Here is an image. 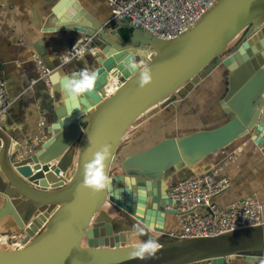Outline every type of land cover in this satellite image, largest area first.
<instances>
[{
	"label": "water",
	"instance_id": "obj_1",
	"mask_svg": "<svg viewBox=\"0 0 264 264\" xmlns=\"http://www.w3.org/2000/svg\"><path fill=\"white\" fill-rule=\"evenodd\" d=\"M124 30L131 31L128 39L121 35ZM62 31L81 33L99 47L97 80L92 90L73 101L58 77L80 72L53 71L49 80L59 101L52 135L26 157H13L20 147L12 151L10 136L0 128V195L5 199L0 221L11 217L29 238L20 249L0 250V264H225L264 254V225L163 241L166 216L181 214L167 195L168 180L157 174L194 164L250 133L258 146L264 145V0H217L173 40L156 38L128 20L114 18L104 25L77 0H58L49 8L43 32ZM133 61L151 69L152 82L144 88L131 68ZM220 66L229 72L223 106L234 117L219 128L167 140L138 156L157 172L131 175L115 170L110 176L129 127L145 113L183 100ZM117 73L121 85L103 97L108 75ZM104 145L110 146L103 168L111 184L96 192L84 186V167ZM128 177H134L135 184ZM138 228L144 233L138 235ZM149 237L161 245L155 257H131L130 242Z\"/></svg>",
	"mask_w": 264,
	"mask_h": 264
},
{
	"label": "crops",
	"instance_id": "obj_2",
	"mask_svg": "<svg viewBox=\"0 0 264 264\" xmlns=\"http://www.w3.org/2000/svg\"><path fill=\"white\" fill-rule=\"evenodd\" d=\"M57 1L0 0V77L4 79L12 100L1 128L10 136L13 147H20V151L15 152L20 158L15 159L39 150L52 135L59 96L53 93L50 80L41 77L43 69L49 70L50 75L57 70L62 75H69L83 69L90 72L97 69L95 60L98 55L92 47L80 59L61 63V57L87 37L76 31L43 32L49 8ZM77 1L100 23L106 25L113 19L111 6L106 0ZM225 69L224 66L216 68L183 100L155 111L130 127L117 148L115 173L142 175L157 172L154 166L138 156L167 140L224 125L229 114L223 106L229 90V73ZM234 142L194 164H179L157 174L171 184L219 170L229 179L230 187L214 199L216 205L231 207L251 196L264 203V145ZM4 203L5 199L0 195V207ZM180 227L179 217L166 216L164 232H177ZM0 230L3 232L1 239L14 238L11 240L16 245L23 246L28 242L24 230L11 217L0 221ZM228 264L263 263L246 256Z\"/></svg>",
	"mask_w": 264,
	"mask_h": 264
},
{
	"label": "built area",
	"instance_id": "obj_3",
	"mask_svg": "<svg viewBox=\"0 0 264 264\" xmlns=\"http://www.w3.org/2000/svg\"><path fill=\"white\" fill-rule=\"evenodd\" d=\"M113 19L128 20L135 28L162 40H173L191 29L217 0H106ZM93 39L77 43L61 57L66 64L80 59L92 47ZM141 65V64H140ZM50 71L43 69L41 77L49 80ZM121 78L117 88L121 85ZM35 83V81H33ZM12 100L6 83L0 77V128L11 108ZM167 195L176 203L181 227L177 232H164L174 240L192 237H211L228 232L264 225V203L251 196L231 207L214 203L230 187L227 177L219 170L182 179L173 187L168 183ZM264 264V254L255 255ZM192 264H219L214 261ZM228 264V263H225Z\"/></svg>",
	"mask_w": 264,
	"mask_h": 264
},
{
	"label": "clouds",
	"instance_id": "obj_4",
	"mask_svg": "<svg viewBox=\"0 0 264 264\" xmlns=\"http://www.w3.org/2000/svg\"><path fill=\"white\" fill-rule=\"evenodd\" d=\"M144 55L149 53L145 52ZM131 68L135 72L139 73V85L141 88L149 85L152 82L151 69L145 65H138L135 61L131 63ZM58 79L61 80L63 89L65 90L66 96L69 100L78 101L82 94H85L93 89L96 80L97 73L95 71H88L83 69L80 71L78 76L75 77H63ZM110 153V146L104 145L99 151L95 152L93 159L84 167V186L93 191L99 192L110 187V180L104 173L103 164L108 159ZM131 184H135L134 177L125 178ZM150 225L149 230H151ZM144 233V229L138 228L137 234L141 235ZM161 245L159 242L149 237L145 240L136 239L134 242H130L129 255L133 258L145 260L155 257L157 251Z\"/></svg>",
	"mask_w": 264,
	"mask_h": 264
},
{
	"label": "rangeland",
	"instance_id": "obj_5",
	"mask_svg": "<svg viewBox=\"0 0 264 264\" xmlns=\"http://www.w3.org/2000/svg\"><path fill=\"white\" fill-rule=\"evenodd\" d=\"M240 37V36H239ZM237 40H238V38H236V39H234L231 43H230V45H229V47H231V46H233L236 42H237ZM92 51L96 54V55H98V53H99V47L98 46H96V44H94V43H92ZM141 65H143L142 63H141ZM225 71H227L226 69H225ZM227 73V72H226ZM229 73V72H228ZM226 111H228V113L229 114H227V119H228V121H230L234 116H233V114H231L230 113V111L228 110V109H226ZM227 113V112H226ZM146 116V113L144 114V115H142V116H140L137 120H136V123L138 122V121H140L141 119H143L144 117ZM227 121V122H228ZM133 125H131L130 127H132ZM129 127V128H130ZM257 142L258 141H256V139H254V135L253 134H248V135H246V136H242V137H240V138H238L234 143H251V144H257ZM117 152V151H116ZM13 157L15 158L16 157V154H14L13 155ZM117 157H116V154H115V156H114V159H113V161H112V164H111V167H110V176H112L113 174H114V170L116 169H114V167H115V165H116V163H117V159H116ZM2 221V220H1ZM1 229H3L2 227H1ZM1 235H3V232L0 230V250L1 251H12V250H17V249H20L21 247H23V245H16V242L14 241L13 242V240H11V239H14V238H11L10 240H6V239H1L2 237H1ZM24 235V234H23ZM83 245L84 246H86V243H85V241L83 242Z\"/></svg>",
	"mask_w": 264,
	"mask_h": 264
},
{
	"label": "bare ground",
	"instance_id": "obj_6",
	"mask_svg": "<svg viewBox=\"0 0 264 264\" xmlns=\"http://www.w3.org/2000/svg\"><path fill=\"white\" fill-rule=\"evenodd\" d=\"M119 81H120V74L119 73H117L116 75L109 74L107 77V84L101 90V95L103 97H109L110 95H112L117 90V86L119 84ZM12 151H14V147H12Z\"/></svg>",
	"mask_w": 264,
	"mask_h": 264
},
{
	"label": "trees",
	"instance_id": "obj_7",
	"mask_svg": "<svg viewBox=\"0 0 264 264\" xmlns=\"http://www.w3.org/2000/svg\"><path fill=\"white\" fill-rule=\"evenodd\" d=\"M130 34H131V31H126V30L121 31V35H122V37H123L124 39H128V38L130 37ZM161 239H162L163 241H173V240H174V239H172L171 237L166 236V235H162V236H161Z\"/></svg>",
	"mask_w": 264,
	"mask_h": 264
}]
</instances>
